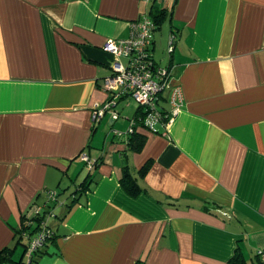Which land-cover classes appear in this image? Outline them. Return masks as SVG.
Here are the masks:
<instances>
[{
  "label": "crops",
  "instance_id": "0c3cea01",
  "mask_svg": "<svg viewBox=\"0 0 264 264\" xmlns=\"http://www.w3.org/2000/svg\"><path fill=\"white\" fill-rule=\"evenodd\" d=\"M143 14L182 102L129 142L111 133L122 100L116 120L92 111L109 99L103 42ZM47 191L62 207L35 264H263L264 0H0V264L25 262L22 217Z\"/></svg>",
  "mask_w": 264,
  "mask_h": 264
},
{
  "label": "built area",
  "instance_id": "2783aa9c",
  "mask_svg": "<svg viewBox=\"0 0 264 264\" xmlns=\"http://www.w3.org/2000/svg\"><path fill=\"white\" fill-rule=\"evenodd\" d=\"M150 2L152 0H146ZM155 27L148 15H141L139 19L130 23V32L125 39H107L101 50L115 58L112 64V75L103 79L102 89L109 94V99L92 111V121L97 123L104 115L116 120L120 117L116 110L118 102L129 98L136 102L135 116L129 119L125 131L111 130L113 136L129 140L138 129L152 134H158L156 127L165 128L174 119L182 102V90L173 83L171 68L159 66L152 58L151 33ZM176 37L171 34L167 41V54L172 55ZM169 104L170 110L159 107L160 102ZM87 170L91 171L99 165V161L92 160L83 152L79 154ZM55 201L56 192L47 191L45 194ZM59 204V203H58ZM57 204V205H58ZM43 207L37 208L39 213ZM54 216L53 212L47 217ZM47 222V219H46ZM42 225L41 230L30 236L25 247V264H32V256L38 252L53 236L49 227ZM25 234H23L24 236ZM264 261V253L258 252Z\"/></svg>",
  "mask_w": 264,
  "mask_h": 264
},
{
  "label": "trees",
  "instance_id": "16d2710c",
  "mask_svg": "<svg viewBox=\"0 0 264 264\" xmlns=\"http://www.w3.org/2000/svg\"><path fill=\"white\" fill-rule=\"evenodd\" d=\"M154 24H155V22H154ZM132 137H130L129 142L132 139ZM95 169L96 168H94L93 170H95ZM93 170L89 171L88 175ZM125 177H129V175L128 174L127 175H124L123 178L125 179ZM122 187L131 196H134L136 194V191L138 190L137 189V185H136V183H134L133 180H131V182H127V183L122 182ZM55 192H56L55 201L54 200H50V199H48V197L45 196V200L46 201H45V203H43V210H41V212L37 213L36 210L33 209L34 211H33V214L31 216L24 215L22 217V223H23L22 226H23V228L21 230L22 232H18V234H19L18 238H19V241L20 240L25 241V243H24L25 244L24 245L25 247L27 246L26 240H28L31 235L36 234L38 230H41L43 224L46 223V226L49 227L48 226V221L46 222V218L45 217L50 212L51 213L54 212V209L56 208V206L58 204V197H59L60 193L58 191H55ZM54 217H55V215H54ZM23 234H25V235L23 236ZM40 250L41 249H39L38 252L34 253V255L32 256V264H35L36 258L38 257V255H40ZM1 252H3V251H1ZM24 253H25V250H24ZM257 256L261 258L260 255L257 254ZM5 259H6V257H3V259H1V261H0V263H2L3 261H5ZM234 260L231 261L232 264H243V262L239 261L237 258L234 259ZM263 264H264V261H263Z\"/></svg>",
  "mask_w": 264,
  "mask_h": 264
},
{
  "label": "rangeland",
  "instance_id": "374dc122",
  "mask_svg": "<svg viewBox=\"0 0 264 264\" xmlns=\"http://www.w3.org/2000/svg\"><path fill=\"white\" fill-rule=\"evenodd\" d=\"M166 54H167V51H166ZM168 55V54H167ZM120 108H121V111L122 112H124V113H128L129 112V116H131V117H129L128 119H130V118H132V115H133V113L135 112V109H136V106H137V104H136V102L134 101V100H132V99H129V98H126V99H124V100H122L121 101V103H120ZM122 116H125V115H122ZM121 120H123L124 118L123 117H121L120 118ZM127 121V120H126ZM128 122V124H129V121H127ZM66 197H63V195L61 196V199H60V203L61 204H64V199H65ZM60 207H62L61 205H58V206H56V208L55 209H59ZM54 209V210H55ZM55 212H53V215H55L54 214ZM46 219H47V221H49V220H51L52 218L54 219L55 217L53 216L52 218L50 217V216H46L45 217ZM31 236H33V235H31ZM28 242V240H26V243ZM25 259V261H26V258H24ZM22 264H25V263H22Z\"/></svg>",
  "mask_w": 264,
  "mask_h": 264
}]
</instances>
